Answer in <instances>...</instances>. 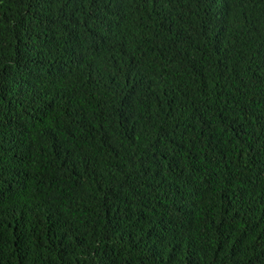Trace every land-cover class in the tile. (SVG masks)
I'll use <instances>...</instances> for the list:
<instances>
[{"label": "trees", "instance_id": "obj_1", "mask_svg": "<svg viewBox=\"0 0 264 264\" xmlns=\"http://www.w3.org/2000/svg\"><path fill=\"white\" fill-rule=\"evenodd\" d=\"M0 264H264V0H0Z\"/></svg>", "mask_w": 264, "mask_h": 264}]
</instances>
